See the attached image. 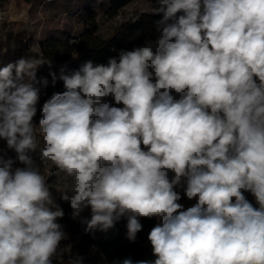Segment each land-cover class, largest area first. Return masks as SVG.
Wrapping results in <instances>:
<instances>
[{
	"label": "clouds",
	"instance_id": "1",
	"mask_svg": "<svg viewBox=\"0 0 264 264\" xmlns=\"http://www.w3.org/2000/svg\"><path fill=\"white\" fill-rule=\"evenodd\" d=\"M155 3L154 36L71 71L0 37V264H84L49 164L93 238L158 221L154 260L113 264H264V0Z\"/></svg>",
	"mask_w": 264,
	"mask_h": 264
},
{
	"label": "trees",
	"instance_id": "2",
	"mask_svg": "<svg viewBox=\"0 0 264 264\" xmlns=\"http://www.w3.org/2000/svg\"><path fill=\"white\" fill-rule=\"evenodd\" d=\"M5 0H0V5ZM132 0H110L112 9L115 14L120 8ZM152 7L156 6L155 0H148ZM153 11L142 12L136 18H130L124 21L115 33L109 37L102 36L99 32V23L96 13L90 11L84 21L85 29L76 38H58L49 37L41 42V49L44 55L53 61V70L59 72V65L64 63L78 53L82 57L78 61L67 64L69 71L78 69L85 61L93 60L96 63H104L107 58L116 55L114 50L122 48L131 49L134 45L142 44L147 37L155 35V22L161 17L152 14ZM49 69L47 66L38 70V76H48ZM50 80V77H49ZM62 82L58 81L55 87L51 85L41 95V105L53 92L62 91ZM46 93V94H45ZM52 171H56L52 167ZM57 175L52 173L49 183L54 185ZM53 196L64 210L65 216L57 222L65 227L70 237L72 247L76 253L84 257V264H103L105 260L114 251L125 253L127 257H131L133 261L138 260H154L156 257L152 254L150 243H146L142 248L128 249L124 245L126 239V219H122L115 225V228L107 233L96 232L95 238L84 231L85 225L81 223V218H90V209H85L81 214V218H71V208L67 202L60 200L59 193L52 188ZM248 199L255 204L254 198L250 194H246ZM144 218H140L142 223ZM94 246V247H93Z\"/></svg>",
	"mask_w": 264,
	"mask_h": 264
},
{
	"label": "rangeland",
	"instance_id": "3",
	"mask_svg": "<svg viewBox=\"0 0 264 264\" xmlns=\"http://www.w3.org/2000/svg\"><path fill=\"white\" fill-rule=\"evenodd\" d=\"M111 9L110 0H5L0 5V37L6 36L9 41L15 40L17 48L15 51L10 50L3 57V63L14 61L21 56L34 55V49L42 52L41 42L49 37L76 39L84 31L86 27L84 21L90 11L96 13L99 32L105 37L113 35L127 19L136 18L145 11H153L152 4L148 0H132L115 14L111 12ZM81 57L80 54L77 58L71 57L59 67L78 61ZM52 167L49 164L47 168L50 175ZM53 172L57 175L56 180L53 181L55 189L54 186L59 182L61 174L57 170ZM195 202L183 196L180 201L185 208L192 206ZM157 223L155 218H144L143 229L137 234L136 242L130 243L125 239L124 245L128 249L142 248L149 242L148 233ZM65 232L67 233L66 230ZM67 245H71V253L64 254L65 261L69 255H77L70 242L69 234L67 240L61 241L60 248L63 249ZM126 257L125 253L114 251L103 264H113L114 261L123 260ZM54 264H56L55 260Z\"/></svg>",
	"mask_w": 264,
	"mask_h": 264
},
{
	"label": "built area",
	"instance_id": "4",
	"mask_svg": "<svg viewBox=\"0 0 264 264\" xmlns=\"http://www.w3.org/2000/svg\"><path fill=\"white\" fill-rule=\"evenodd\" d=\"M54 173L53 171L51 172V174ZM68 233V232H67Z\"/></svg>",
	"mask_w": 264,
	"mask_h": 264
}]
</instances>
